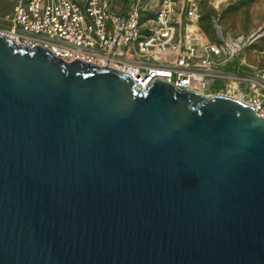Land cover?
I'll return each instance as SVG.
<instances>
[{
	"label": "water",
	"instance_id": "95a60500",
	"mask_svg": "<svg viewBox=\"0 0 264 264\" xmlns=\"http://www.w3.org/2000/svg\"><path fill=\"white\" fill-rule=\"evenodd\" d=\"M0 264H264V114L0 33Z\"/></svg>",
	"mask_w": 264,
	"mask_h": 264
},
{
	"label": "built area",
	"instance_id": "2783aa9c",
	"mask_svg": "<svg viewBox=\"0 0 264 264\" xmlns=\"http://www.w3.org/2000/svg\"><path fill=\"white\" fill-rule=\"evenodd\" d=\"M200 0H131L119 10L114 0H14L0 33L18 43L49 48L64 60L84 59L132 75L147 86L163 77L180 88L211 94L217 78H231L227 91L244 93L241 84L261 87L247 100L264 114V68L260 76L223 68L264 35L235 34L218 26L210 38L199 22ZM243 99V98H242Z\"/></svg>",
	"mask_w": 264,
	"mask_h": 264
},
{
	"label": "rangeland",
	"instance_id": "374dc122",
	"mask_svg": "<svg viewBox=\"0 0 264 264\" xmlns=\"http://www.w3.org/2000/svg\"><path fill=\"white\" fill-rule=\"evenodd\" d=\"M114 1L115 7L120 9L123 6L122 3L128 5L131 2V0ZM13 6L14 0H0V26H5L8 23V15L12 13ZM199 13L201 28L210 38L218 39V26L236 34L239 31L247 32L248 29V31L252 28L256 29L264 20V0H200ZM256 44H259L258 40H254L249 46L253 47ZM261 45L264 46V44ZM214 82L208 88L209 93H222L227 91L231 78H217ZM240 85H242L244 93H239L238 96L248 100L253 93L249 91L250 89L248 90V85L241 83Z\"/></svg>",
	"mask_w": 264,
	"mask_h": 264
},
{
	"label": "crops",
	"instance_id": "0c3cea01",
	"mask_svg": "<svg viewBox=\"0 0 264 264\" xmlns=\"http://www.w3.org/2000/svg\"><path fill=\"white\" fill-rule=\"evenodd\" d=\"M115 4L116 3L114 1V5ZM121 5H123L122 8L121 9L117 8V9L124 10L128 6V5H124V3H122ZM263 24H264V20L256 29L252 28L253 30L250 29V31H248L249 30L248 29V30H246L247 32H240L239 30H237V31H239V33H252V32H255L256 30H258ZM251 25H249V26H251ZM239 33H237V34H239ZM256 40L259 41L260 45L264 44V42H263L264 41V35L258 37ZM259 44H256L253 47L248 45L249 47L247 46L239 54H237L232 59H230L229 62H227L225 65H223V68L226 70L241 71V72L249 73L251 75L260 76L263 73V68H264V46H262V45L260 46ZM253 89H256L257 91H263V89L261 87H258V88L254 87L253 88V87H250L248 84V90L251 93H254Z\"/></svg>",
	"mask_w": 264,
	"mask_h": 264
}]
</instances>
